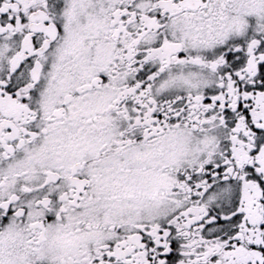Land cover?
Listing matches in <instances>:
<instances>
[{
    "label": "snow or ice",
    "instance_id": "snow-or-ice-1",
    "mask_svg": "<svg viewBox=\"0 0 264 264\" xmlns=\"http://www.w3.org/2000/svg\"><path fill=\"white\" fill-rule=\"evenodd\" d=\"M0 264H264V0H0Z\"/></svg>",
    "mask_w": 264,
    "mask_h": 264
}]
</instances>
